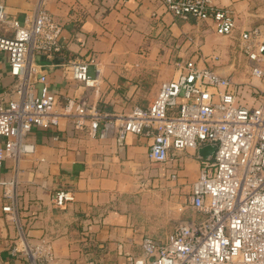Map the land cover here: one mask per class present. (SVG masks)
Returning a JSON list of instances; mask_svg holds the SVG:
<instances>
[{
  "label": "crops",
  "instance_id": "crops-1",
  "mask_svg": "<svg viewBox=\"0 0 264 264\" xmlns=\"http://www.w3.org/2000/svg\"><path fill=\"white\" fill-rule=\"evenodd\" d=\"M212 1L234 10L236 31L247 29L240 28L238 16L248 21L255 16L254 0ZM0 2L20 22L41 2L61 25L64 44L61 54L42 58L45 80L37 86L56 94L58 125L33 130L30 141L36 151L18 166L11 159L0 164V264H28L30 257L21 252L25 244L31 249L50 245L49 264H135L144 258L146 235L127 215L126 202L136 191L137 178L160 165L149 158L152 140L134 134L123 141L112 135L100 139L88 129L77 130L74 110L64 115L63 109L86 100L114 120L134 107L147 108L179 66L197 58L202 62L211 53L216 41L210 35L212 22L178 18L161 0ZM91 59L90 83L72 79L63 69L68 62ZM17 82L7 54L0 52V102L8 104ZM178 176L177 171L170 174L172 180ZM60 190L71 192L73 199L55 207L52 196ZM5 206L12 212H4Z\"/></svg>",
  "mask_w": 264,
  "mask_h": 264
},
{
  "label": "built area",
  "instance_id": "built-area-1",
  "mask_svg": "<svg viewBox=\"0 0 264 264\" xmlns=\"http://www.w3.org/2000/svg\"><path fill=\"white\" fill-rule=\"evenodd\" d=\"M161 3L178 18L211 21L217 35L232 36L238 30L234 10L212 0ZM61 35V25L41 2L23 22L11 17L0 2V52L7 54L10 74L18 81L8 104L0 102V164L11 159L18 166L21 158L36 151L30 141L33 130L58 125L56 94L37 86L45 80L42 58L63 52ZM238 37L250 76L263 83V89L254 90L259 96L256 106L239 103L231 75L187 63L161 84L147 108L134 107L127 116L111 120L86 100L69 102L63 109L64 115L74 110L77 130L88 129L100 139L149 137V158L154 163L166 162L172 152L197 153L216 145L211 159H200L189 198L199 217L179 223L165 244L145 236L144 258L135 264H264V26L243 29ZM91 61H71L63 69L72 79L90 83ZM72 199L71 192L60 190L53 194L52 204L64 207ZM21 252L30 257L28 264L52 260L48 244L35 249L25 244Z\"/></svg>",
  "mask_w": 264,
  "mask_h": 264
},
{
  "label": "rangeland",
  "instance_id": "rangeland-1",
  "mask_svg": "<svg viewBox=\"0 0 264 264\" xmlns=\"http://www.w3.org/2000/svg\"><path fill=\"white\" fill-rule=\"evenodd\" d=\"M252 8L255 16H251L250 21L238 16L241 29L264 24V0H254ZM238 34L239 31H235L232 36H220L212 31L210 35L216 41L205 58L209 60L200 62L197 58L191 63L201 68L210 66L224 76L231 75L232 89L237 88L239 103L253 107L259 101L254 90L263 89V83L250 76ZM204 52L208 53L206 49ZM214 56L217 57L215 60ZM159 164L148 175L137 178L136 191L128 196L126 202V213L135 221L142 235L163 240L158 243L161 245L166 242L165 236H170L179 223L199 217L189 205V198L199 175L200 159L194 151H185ZM173 171L178 172L177 180L170 178Z\"/></svg>",
  "mask_w": 264,
  "mask_h": 264
},
{
  "label": "water",
  "instance_id": "water-1",
  "mask_svg": "<svg viewBox=\"0 0 264 264\" xmlns=\"http://www.w3.org/2000/svg\"><path fill=\"white\" fill-rule=\"evenodd\" d=\"M215 151H216V145L215 144L207 145L205 147L200 148L197 151V157L199 159L209 160L215 155Z\"/></svg>",
  "mask_w": 264,
  "mask_h": 264
}]
</instances>
